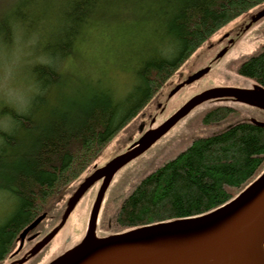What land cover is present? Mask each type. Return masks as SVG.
<instances>
[{
    "label": "trees",
    "instance_id": "trees-1",
    "mask_svg": "<svg viewBox=\"0 0 264 264\" xmlns=\"http://www.w3.org/2000/svg\"><path fill=\"white\" fill-rule=\"evenodd\" d=\"M4 1L0 0V57H10L20 37L28 42L33 60L24 56L23 79L29 87L23 94L24 107L0 103V191L15 199L12 212L0 222V261L16 247L19 232L42 213L48 217L61 192L202 45L264 0H134L136 81L123 94L104 70L77 67L73 59L93 24H109L99 16L122 1L129 6L130 0ZM50 9L56 12L55 24L42 40L32 42L31 29ZM238 72L264 88V45L244 58ZM231 111L214 108L204 121H220ZM263 164L264 126L255 122H239L196 138L115 199L100 220L101 237L213 211L257 179ZM46 232L39 231L33 242Z\"/></svg>",
    "mask_w": 264,
    "mask_h": 264
},
{
    "label": "rangeland",
    "instance_id": "rangeland-1",
    "mask_svg": "<svg viewBox=\"0 0 264 264\" xmlns=\"http://www.w3.org/2000/svg\"><path fill=\"white\" fill-rule=\"evenodd\" d=\"M133 1L130 0L129 6L125 1H122L119 6L115 4L112 11H106L105 15L101 14L99 20L104 18V22L109 24H93L86 32L84 39L78 44L77 57L73 59L77 67L82 65L87 66L90 71L104 70L105 74L109 76L111 85L119 90L120 94L127 92L136 81L137 55L135 53L138 47L135 44L136 37L132 24L138 16L136 12L132 11ZM262 10H264V1L232 20L202 45L163 85L156 97L142 112L108 143L92 165L61 192L56 202L53 203L52 211L48 217L38 224L34 232L38 231L37 233H39V231L46 230L47 234L55 228L60 223L74 191L86 177L116 156L126 154L144 132L163 125L190 98L219 85L234 84L240 85L238 88H241L254 84L252 79L239 74L238 67L244 58L255 55L264 45V17L254 22L248 29H244L250 19ZM55 15L56 12L50 9L46 13L45 20L39 25L36 23L37 27L32 28L30 32L29 38L32 42H37L38 39L40 41L46 36V31L55 24ZM122 22L130 26L125 27ZM228 33L232 37L229 40L230 43L225 40L223 45L219 43L209 46L210 43L218 42L217 40ZM22 43L24 41L17 37L10 57L7 59L0 57V69H3L0 70V103L10 102L18 109L25 105L24 93L21 91L28 86L23 79V76H26L24 68L27 64L24 56L30 62L33 60V52L27 49L28 42ZM224 48H227L224 55L216 59V56ZM22 49L25 53L22 52ZM204 68H209L206 74L194 82L184 85L172 96L169 95L185 78ZM221 106L232 109L227 117L214 123L204 121L208 111ZM258 108L227 100L221 102L207 100L182 116L162 137L122 165L113 174L99 201L95 236H102L99 225L104 212L110 211L115 199L129 189L135 181L177 157L196 138L212 136L239 122L264 121V112ZM103 183L104 180L100 178L85 191L67 217L63 227L27 264H50L83 240ZM14 202L15 199L12 196L0 191V222L10 215ZM37 233L34 235L37 236ZM0 264H7V262L0 261Z\"/></svg>",
    "mask_w": 264,
    "mask_h": 264
},
{
    "label": "water",
    "instance_id": "water-1",
    "mask_svg": "<svg viewBox=\"0 0 264 264\" xmlns=\"http://www.w3.org/2000/svg\"><path fill=\"white\" fill-rule=\"evenodd\" d=\"M262 17L264 10L252 17L244 29ZM225 52L224 48L216 59ZM208 70L204 68L189 75L169 95L199 79ZM257 89L251 94L243 88L215 87L190 98L163 125L144 132L126 154L116 156L86 177L71 196L60 223L36 242L25 256L11 264H22L44 248L63 227L81 196L100 178L104 183L83 240L50 264H264V172L228 203L208 213L104 237L95 236L99 201L111 177L122 165L150 147L182 116L207 100L233 98L264 109V88ZM255 123L264 126V122ZM44 217L45 213L20 232L15 253L22 248L26 235ZM33 237L35 235L30 238Z\"/></svg>",
    "mask_w": 264,
    "mask_h": 264
},
{
    "label": "flooded vegetation",
    "instance_id": "flooded-vegetation-1",
    "mask_svg": "<svg viewBox=\"0 0 264 264\" xmlns=\"http://www.w3.org/2000/svg\"><path fill=\"white\" fill-rule=\"evenodd\" d=\"M242 31H244L243 29H242ZM223 37V36H222ZM220 38V37H219ZM218 38V39H219ZM230 38H232V37H230V34L228 33V34H225L224 35V37L223 38H220L219 40H217L218 42H212V43H210L209 44V46H213V45H215V44H221L222 43V45L223 44H225V40H226V42L227 43H230L229 42V40H230ZM232 41V40H231ZM186 79V78H185ZM184 79V80H185ZM183 80V81H184ZM238 86H240V85H234V84H228V85H219V86H216V87H233V88H238ZM258 87H260V85H258L257 83H254V84H252V85H250V86H245V87H241V88H243V89H247V90H249L250 91V93L251 94H253V92L254 91H257L258 89ZM231 101V102H239V103H243V102H240V101H237V100H235V99H233V98H226V99H221V100H212L213 102H221V101ZM243 104H246V103H243ZM246 105H248V104H246ZM258 108V107H257ZM143 133V132H142ZM35 233H37V232H30L28 235H26V237H25V240H24V243H23V246H22V248L17 252V253H15L14 251L17 249V247H18V245H17V247H16V249L15 250H13V252H11V254H9L7 257H5L4 258V260L2 261L3 263H6L7 262V264H11L12 262H15V261H17V260H19L20 258H22L23 256H25L26 255V253L28 252V250L36 243V242H38L39 240H36L35 242H33V240H35V238H37V236L35 235V237H33V238H30L31 236H33ZM18 244H19V242H18ZM27 244V246L25 247V245ZM37 255V254H36ZM36 255H34V256H32V257H30L29 259H27L24 263H22V264H27V263H29V262H31L35 257H36Z\"/></svg>",
    "mask_w": 264,
    "mask_h": 264
},
{
    "label": "bare ground",
    "instance_id": "bare-ground-1",
    "mask_svg": "<svg viewBox=\"0 0 264 264\" xmlns=\"http://www.w3.org/2000/svg\"><path fill=\"white\" fill-rule=\"evenodd\" d=\"M225 49L227 50V48H225ZM27 90H28V88L26 87V88H23V90H22L21 92H22V93H25V91H27ZM21 92H20V94H21ZM211 101H212V100H211ZM17 109H18V108H17ZM210 123H214V122H210ZM143 129H144V127H143ZM146 130H147V129H146ZM143 131H145V130H143ZM143 131H142V132H143ZM107 145H108V144H107ZM107 145H106V146H107ZM218 208H219V207H218ZM44 213H45V212H44ZM44 213H42V214H44ZM42 214H41V215H42ZM39 216H40V215H39ZM39 216H38V217H39ZM45 217H46V213H45ZM45 217H44V219H45ZM35 219H36V218H35ZM35 219H34V220H35ZM44 219H43V220H44ZM34 220H33V221H34ZM43 220H42V221H43ZM33 221H32V222H33ZM42 221H41V222H42ZM97 221H98V219H97ZM41 222H40V223H41ZM30 223H31V222H30ZM30 223H29V224H30ZM40 223H39V224H40ZM29 224H28V225H29ZM28 225H27V226H28ZM27 226H25V227H27ZM37 226H38V225H37ZM37 226H36V227H37ZM25 227H24V228H25ZM36 227H35V228H36ZM24 228H23V229H24ZM35 228H34L32 231H30V232H34ZM23 229H22V230H23ZM22 230H21V231H22ZM21 231H20V232H21ZM20 232H19V234H20ZM30 232H29V233H30ZM29 233H28V234H29ZM19 234H18V236H19ZM28 234H27V235H28ZM18 236H17L16 240L18 239ZM17 245H18V240H17ZM17 245H16V247H17ZM16 247H15L14 249H12V250L6 255V257H7L9 254H11V252H13V250H15ZM14 252H15V251H14Z\"/></svg>",
    "mask_w": 264,
    "mask_h": 264
}]
</instances>
